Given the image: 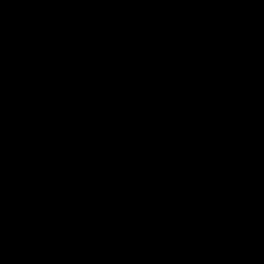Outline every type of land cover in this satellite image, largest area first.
<instances>
[{"label": "water", "instance_id": "water-1", "mask_svg": "<svg viewBox=\"0 0 264 264\" xmlns=\"http://www.w3.org/2000/svg\"><path fill=\"white\" fill-rule=\"evenodd\" d=\"M0 264H264V0H0Z\"/></svg>", "mask_w": 264, "mask_h": 264}]
</instances>
